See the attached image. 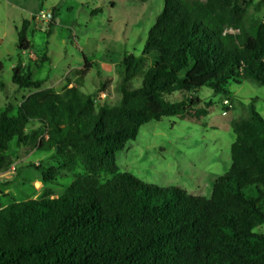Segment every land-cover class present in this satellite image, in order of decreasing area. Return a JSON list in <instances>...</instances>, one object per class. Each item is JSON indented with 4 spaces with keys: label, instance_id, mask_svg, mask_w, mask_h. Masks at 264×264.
<instances>
[{
    "label": "trees",
    "instance_id": "1",
    "mask_svg": "<svg viewBox=\"0 0 264 264\" xmlns=\"http://www.w3.org/2000/svg\"><path fill=\"white\" fill-rule=\"evenodd\" d=\"M251 6L260 13L264 0H164L142 54L120 62L117 105L97 108L76 86L58 93L13 68V84L35 91L0 114V170L13 141L43 140L63 159L44 171L45 182L82 171L63 196L0 211V264H264V234L254 232L264 224V117L253 107L231 121V167L210 197L147 183L116 161L142 126L193 109L208 114L200 97L170 101L172 94L209 88L229 98L232 81L264 86V21L250 17ZM29 28L26 19L18 30L20 51L32 47Z\"/></svg>",
    "mask_w": 264,
    "mask_h": 264
},
{
    "label": "rangeland",
    "instance_id": "2",
    "mask_svg": "<svg viewBox=\"0 0 264 264\" xmlns=\"http://www.w3.org/2000/svg\"><path fill=\"white\" fill-rule=\"evenodd\" d=\"M163 7L164 0H0V114L7 105L17 107L35 91L13 84L17 65L22 72L30 71L34 80L44 81L43 88L59 93L76 86L93 96L97 108L117 105L120 62L125 54H142ZM248 13L253 19H263L252 6ZM52 15L55 23L48 35ZM26 19L32 47L20 51L18 30ZM84 56L92 66L86 74ZM140 83V78L134 81L135 86ZM227 90L229 98L209 88L169 96L170 101L200 97L203 104L199 107L207 108L208 114L200 116L193 109L142 126L137 139L116 155L121 171L159 187L177 186L189 194L210 197L215 180L231 167L230 149L235 141L231 121L247 117L252 107L264 117V86L247 79L240 84L230 82ZM7 154L8 165L0 170V211L14 202L63 196L82 171L61 170L55 181L45 182L44 171L61 167L63 159L54 149H44L43 140L30 147L13 141ZM254 232L264 234V224Z\"/></svg>",
    "mask_w": 264,
    "mask_h": 264
},
{
    "label": "crops",
    "instance_id": "3",
    "mask_svg": "<svg viewBox=\"0 0 264 264\" xmlns=\"http://www.w3.org/2000/svg\"><path fill=\"white\" fill-rule=\"evenodd\" d=\"M254 1H255V0H254ZM255 2H257V1H255ZM259 14H263V15H262V16H263L262 21H264V7L262 8V10H261V12H260Z\"/></svg>",
    "mask_w": 264,
    "mask_h": 264
},
{
    "label": "built area",
    "instance_id": "4",
    "mask_svg": "<svg viewBox=\"0 0 264 264\" xmlns=\"http://www.w3.org/2000/svg\"><path fill=\"white\" fill-rule=\"evenodd\" d=\"M225 104H227L228 106H230V105H229V101H227V100L225 101Z\"/></svg>",
    "mask_w": 264,
    "mask_h": 264
}]
</instances>
